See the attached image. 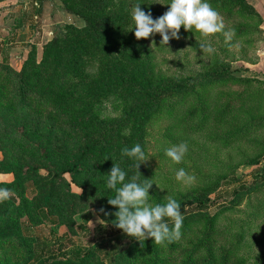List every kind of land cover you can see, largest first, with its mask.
<instances>
[{
    "label": "rangeland",
    "instance_id": "obj_1",
    "mask_svg": "<svg viewBox=\"0 0 264 264\" xmlns=\"http://www.w3.org/2000/svg\"><path fill=\"white\" fill-rule=\"evenodd\" d=\"M168 2L0 0V115L6 117H0V161L6 151L10 159L39 163L35 147L49 125L72 124L78 117L69 141L94 142L81 182L64 176L73 197L62 193L49 209L56 221L38 218L39 200L28 179L17 185L11 173L0 171L1 187L12 191L0 201V234L11 230L0 237V264H31L38 241L53 255L105 247L82 264H264L262 19L241 0H208L224 24L221 32L202 36L182 26L167 44L158 33L137 40L131 8L140 4L156 19ZM22 74L24 103L17 93ZM130 80L164 87L153 110L128 111L150 100L146 92L129 91ZM181 142L188 151L173 164L164 150ZM137 143L144 161L121 157L123 147ZM113 164L126 172V182L136 176L138 183L153 184L151 204L199 195L216 203L208 215L183 219L178 239L156 244L140 238L120 252L129 237L115 227L117 209L108 204L115 190L107 189L104 175ZM179 168L194 177L191 184L176 180ZM240 184L246 190L235 196Z\"/></svg>",
    "mask_w": 264,
    "mask_h": 264
},
{
    "label": "clouds",
    "instance_id": "obj_2",
    "mask_svg": "<svg viewBox=\"0 0 264 264\" xmlns=\"http://www.w3.org/2000/svg\"><path fill=\"white\" fill-rule=\"evenodd\" d=\"M167 5L168 10L156 19L152 18L151 12L145 13L140 4L131 8L133 22L131 30L134 29L137 40L158 33L162 38L161 43L167 44L170 38H178L182 26L185 31L195 30L202 36H209L224 29L219 13L211 7L208 0H169ZM224 35L226 40L231 39V33L225 32ZM200 47L204 51H212L211 47L204 44ZM129 132V129H125L124 134L127 135ZM187 151L188 145L181 142L166 148L164 155L171 163L180 164ZM121 157H127L132 161H144L145 153L137 143L131 147H123ZM140 164L136 163V169ZM104 176L107 178V189L115 190V196L108 199V204L117 209L114 213L116 228L122 230L128 237L138 241L139 238L143 240L150 238L156 244L172 242L180 237L183 216L176 199L168 197L165 203H149V189L153 184L138 183L136 176L126 182V172L116 164H113L108 174ZM175 178L183 184H191L194 180V177L188 175L183 168L176 171ZM10 195L11 189L0 187V201L7 200ZM165 218L171 220V227Z\"/></svg>",
    "mask_w": 264,
    "mask_h": 264
},
{
    "label": "trees",
    "instance_id": "obj_3",
    "mask_svg": "<svg viewBox=\"0 0 264 264\" xmlns=\"http://www.w3.org/2000/svg\"><path fill=\"white\" fill-rule=\"evenodd\" d=\"M241 1H243V5H248L245 0ZM2 66L4 68L8 66L6 57L2 61ZM224 71L225 76H229L228 78H230L231 76L229 75V68H225ZM215 75H218V73H215ZM18 81H24L22 87L17 90V93L21 95V102H23L24 99H26L25 86L27 80L22 74ZM147 85V83L141 85L132 80H130L128 83L126 82V87L129 91L134 93L146 92L148 95L150 94L149 101H146V103L139 106L134 104L129 108V112L133 113L134 111H139L147 113L153 110L155 107V102L157 101V98L161 94V90H163L164 87L156 83L153 88L149 89V85ZM156 87L157 90L154 89ZM178 87H180V84L175 83L174 88L177 89ZM149 90H151V92ZM1 120L5 122L6 117L2 116ZM81 120L82 117H78V119L73 121L72 124L68 123L67 125H57V128L53 124L49 125V132H47V135L44 137L41 144H38L35 147V151L38 153V158H40L39 163L38 161L25 162L18 159H10V155H8L6 151H4V157L0 161V171L11 173L17 185H20L23 179H28L30 181L33 192L36 193L39 200L37 216L43 222L56 221V218L52 216V213L49 209H52V206L57 203V200L60 198L62 193L65 194L66 198L73 197V195L69 193V186H67L68 184L66 183L64 176L69 175L74 182L80 183L81 181H79L78 178H80V175L84 172V170L85 172L87 171L86 165L87 161L89 160L90 152L94 148V142L92 143V140L87 142L84 140L80 141L82 144H78V140L73 139L72 141H69L71 140L70 134L73 132V128L78 126L77 123ZM17 125L21 129L24 126V124L20 122ZM55 129L56 131L58 130L57 134L59 137L56 136ZM54 131L55 133H53ZM60 132L62 137H60ZM35 133L36 131H34V134ZM20 135L23 137L22 133ZM33 137H35V135ZM25 140H27V138ZM260 167V170L262 171L264 169V162L262 165H260ZM41 171H45V173L43 174ZM260 174L258 175L259 177H257L259 179L262 176ZM227 180L225 179L223 182L227 184L229 182ZM245 188L246 186L244 184H240L233 193L236 196L240 194V192L245 191ZM63 189H65V191H63ZM215 203L216 202L213 198H210L206 195H199L193 198L181 200L179 202L180 212L183 216V219L198 215H208L209 208ZM84 216V222H87L89 214L86 213ZM165 220L168 222L170 227L172 225L171 220L169 218H165ZM10 233L11 230H7L2 232L0 237L7 236ZM128 240L129 241L125 244V246H122V250L120 252H127L130 246L140 244L141 242L140 238L139 241L132 237H129ZM43 248H45L44 244H40L39 241L35 243L31 264H82L85 260L98 256L99 248L103 250L105 249L104 246L102 247L101 245H94L93 247L89 248L77 247L67 255H53L51 253L45 254ZM115 253L116 252H113L112 254ZM156 262L158 263V261ZM157 263L153 262L152 264Z\"/></svg>",
    "mask_w": 264,
    "mask_h": 264
},
{
    "label": "crops",
    "instance_id": "obj_4",
    "mask_svg": "<svg viewBox=\"0 0 264 264\" xmlns=\"http://www.w3.org/2000/svg\"><path fill=\"white\" fill-rule=\"evenodd\" d=\"M248 5H251L252 8H254V11H256L257 14H259L260 18L262 19L261 27L263 26V29H260L263 37H264V0H246Z\"/></svg>",
    "mask_w": 264,
    "mask_h": 264
}]
</instances>
